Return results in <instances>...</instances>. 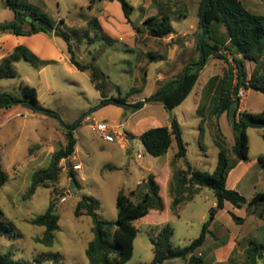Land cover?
<instances>
[{
  "label": "rangeland",
  "instance_id": "1",
  "mask_svg": "<svg viewBox=\"0 0 264 264\" xmlns=\"http://www.w3.org/2000/svg\"><path fill=\"white\" fill-rule=\"evenodd\" d=\"M128 1L133 6L130 22L143 30L137 49L132 45V40L117 42L111 47L104 40L90 43L89 39L95 33L90 38H83V33L87 30V24L83 26L84 21H89L93 16L91 0H21L23 9L46 15L54 27L73 38V50L80 62L87 64L96 58L98 66L108 75L111 96L126 98L130 104L145 98L146 103L136 112L124 110L121 120L123 125L119 127L124 134V140L122 143L117 141L124 148L118 143L106 142L86 121L87 117L103 107L100 93L91 82L89 73L76 69L70 61L53 62L41 71L39 67L43 60L26 47L36 58L38 66L26 60L19 61L16 64L18 76L0 80V94L22 96L23 85L34 87L39 102L45 108L56 112L59 118L30 112L7 116L13 110L20 111L24 108L23 104L0 108V152L3 169L9 175V180L0 187V208L4 213L0 216L1 254L12 252L16 260H33L40 256L42 264H55L53 259L47 260L45 256L52 251L60 254L61 264H90L86 249L94 238L93 220L88 215L75 216V208L81 196H93L100 202L97 213L101 219L115 220L118 215L116 200L119 192L123 190L128 194L134 191L132 200L140 202L147 191L146 183L151 174L156 176L159 183L165 210H151L148 215L133 222L138 231L134 239L133 256L126 264H150L153 261L151 237L156 236L163 226L169 224L173 228V246L184 248L200 236L204 223L210 220V210L216 206V199L209 188H204L191 201L183 202L177 208L173 207V200L178 194L172 192L170 186V161L174 162L173 155L178 149L177 144L174 142L167 154L154 157L148 153L139 138L134 140L129 135L136 136L147 128L170 125L174 117L182 128L190 164L195 170L212 174L218 164L219 154L215 137L222 135L229 157L232 158L231 144L234 135L227 113L218 115L214 104L210 103L212 96L203 92V87L212 76L219 78L212 89L219 87L226 71L232 68L233 73H236L234 64L229 65L224 59L211 55L192 92L180 105L168 110L152 96L167 81L178 77L186 63L199 60L201 2ZM241 1L249 11L264 14V0ZM159 13L169 14L175 31L186 34L176 40H170L168 36L162 39L148 38L150 27H147L145 21ZM14 19V11L5 5L4 0H0V22ZM71 29L76 33H72ZM88 31L91 33L94 30L89 27ZM58 40L65 47L68 46L64 38L58 36ZM182 46H186L185 53L179 51ZM191 47L192 50H189ZM175 49V60H160L171 58ZM66 54L70 56L69 53ZM225 55L229 56L228 53ZM157 58L160 59L153 60ZM181 62L183 65H180ZM245 66L248 78L254 71L264 75V57L260 64L245 60ZM160 74H163L162 80L156 81ZM242 90L244 94L239 96L243 98L247 94L246 109L252 113L263 112L264 93L252 89L246 93L244 88L240 92ZM104 111L98 115L104 114ZM86 115L88 116L85 117ZM82 117L85 118L75 134L78 140L77 152L75 150L69 163L68 159L61 161L62 173L59 181L48 184V187H39L33 197H28L27 191L32 181L30 170L33 166L30 159L37 161L35 169L46 167L52 152L66 144L68 129L65 126L73 125ZM108 120L107 123H116L112 118ZM201 132L203 136L200 140ZM247 134L250 173L241 181L237 191L250 200L256 193L264 191V166L258 161V157L264 155V131L249 128ZM129 139L134 140L132 145ZM73 164H81L82 168L74 170ZM175 165L178 167L179 164ZM171 167L175 173V166L172 164ZM183 167L186 169L185 163ZM71 172L75 173L76 190L71 189ZM236 175H231L229 183L236 179ZM51 204L56 205L59 230L54 232L53 242L47 244L42 241L46 228L34 225L32 220L45 213ZM235 211L239 217L244 218L242 223L232 220L228 210L223 209L219 211L218 221L210 226L212 232L207 235V241L195 252L196 256L205 261L204 264H252L247 247L251 243L253 246L264 245V205L252 208L244 205ZM228 218L233 221L230 228L223 225ZM3 226H8L11 231ZM233 236L237 243L234 251L230 252L227 244ZM261 257L258 262L264 264V251ZM188 260L189 258L168 260L165 264H188Z\"/></svg>",
  "mask_w": 264,
  "mask_h": 264
},
{
  "label": "trees",
  "instance_id": "2",
  "mask_svg": "<svg viewBox=\"0 0 264 264\" xmlns=\"http://www.w3.org/2000/svg\"><path fill=\"white\" fill-rule=\"evenodd\" d=\"M117 1L121 3L124 14L130 21L133 6L128 0ZM4 2L7 7L14 11L15 19L0 22V32H12L18 35L46 32L33 22V19L37 17H41L53 26L52 21L46 15L23 9L21 0H4ZM199 17V28L202 31L198 41L199 60L193 63H186L181 74L167 81L152 98L162 103L168 110H171L180 105L192 92L202 69L211 55L224 59L229 65L234 64L233 69L236 70V73H233L232 68L226 71L219 87L216 89L212 88H214L215 82L219 81V78L217 76L212 77L205 91L206 94L209 93L210 95L215 91V111H217L218 115L227 113L231 121L234 135L233 157H229L225 141L222 135L218 134L215 137V144L219 148L218 164L214 172L209 174L195 170L187 160V143L183 139L182 128L174 117L171 119V127H152L140 135L139 139L148 153L154 157L166 154L173 141H176L178 150L173 158V165L176 171L170 180L172 192L178 194L173 200L174 208L179 207L183 202L190 201L204 188L211 189L216 199V206L210 210V220L204 223L202 233L190 245L184 248H175L171 241L173 228L169 224L163 226L156 236H152L154 258L150 264H164L168 260L180 258L185 260L189 258L188 264H204L205 261L201 257L196 256L195 252L205 244L207 235L210 233V225L215 219L217 212L224 208L226 201L236 208H242L244 205L250 208L264 205V191L256 193L248 200L238 191L227 188L229 173L239 162L250 161L247 130L249 128H257L264 131V111L259 113L238 111L235 118L231 119L230 117L233 102H241L239 92L242 88L264 93V75L254 71L251 77L248 78L245 66V60L260 64L261 59L264 57V14H255L249 11L241 0H202ZM27 22L31 26L29 31H25L23 28V25ZM93 23H97L96 19L90 21V24ZM145 24L150 27V35L158 38H164L175 33L171 16L167 13H159L156 16L149 17ZM223 28L225 31H222ZM54 29L55 34L64 38L67 42L71 63L78 70L89 73L91 82L100 92L101 106L113 104L132 112L144 107L145 101L130 104L126 101V98L110 96L108 76L98 66L96 58L94 57L91 63H81L73 50L71 36L56 27ZM72 33H76V31L72 30ZM85 34H88V32L86 31ZM225 53H228L230 57L226 56ZM21 60L29 61L34 66H38L36 58L26 47L17 46L9 56L0 62V80L17 77L16 63ZM198 63L201 65L195 66ZM22 90V96L1 93L0 108L25 104L35 113L59 118L56 112L45 108L39 102L37 91L34 87L23 85ZM197 111H199V108ZM85 117L75 122L73 126L71 124L65 126L68 129L65 146L52 154L47 167L40 168L32 174L31 185L27 191L28 197H33L39 187H48V184H54L59 181L62 173L60 163L63 159H69L75 153L77 139L74 131ZM202 136L201 132L200 140ZM129 137L131 139L136 138L134 135H129ZM181 160L184 161L186 169L182 166L176 167L175 163L178 164ZM258 161L264 166V155H260ZM70 177L76 180L75 173L71 172ZM8 180L9 175L3 170L0 161V187L6 184ZM146 187L147 191L142 195L141 201L138 203L131 198L135 194L134 191L128 194L123 190L119 192L116 200L118 215L115 220L101 219L97 213L100 208V202L93 196H82L76 205L75 216L88 215L93 220L94 238L89 242L86 249L90 264H126L132 258L134 239L138 231L133 226V222L145 217L151 210L157 212L165 210V203L160 195V186L154 174L149 176ZM55 206V204H51L45 213L32 220L34 225L46 228L42 241L47 244L53 242L54 232L59 230V216L56 213ZM3 214V210L0 208V216ZM231 216L239 224L244 221V218L234 213H231ZM3 228L11 231L8 226H3ZM263 251L264 245L262 244L248 249L247 254L252 264H258V259L262 258ZM45 256L47 260L53 259L55 264L62 263L58 252L51 251ZM0 264H42V260L40 256L35 257L33 260H16L13 258L12 252H7L5 254L0 253Z\"/></svg>",
  "mask_w": 264,
  "mask_h": 264
},
{
  "label": "crops",
  "instance_id": "3",
  "mask_svg": "<svg viewBox=\"0 0 264 264\" xmlns=\"http://www.w3.org/2000/svg\"><path fill=\"white\" fill-rule=\"evenodd\" d=\"M201 1L202 0H200V2ZM90 8L92 9L91 12H92V15L93 16L90 17V20L89 21H84V25L83 26H85V24H87V30L86 31L88 32V34H85V32H86L85 31L83 33V38L84 37H87L88 38V36L90 38V36H92V33H95V36L94 37H91L89 39L90 40L89 41L90 43L93 44L96 41H102V40H104L111 47H113L114 44L117 43V42H126L128 40H132V45L137 49V46H138V43H139L138 41H140V39H139L140 38V34L143 32V30L141 28H138V27L136 28V26H134L126 18L125 14H124V11L122 9V5H121V3L119 1H117V0H115V1H109V0H91ZM93 19H96V21H97L96 24H94V23L93 24H90V21L93 20ZM89 27L92 28L94 31L91 32V33H89V31H88V28ZM23 28H24L25 31H29L31 29V26L27 22V23H25L23 25ZM71 30H74V29H71ZM49 34L50 33H48V32H37V33L26 34V35H16V34H14L12 32H0V62L4 58H6L7 56H9L17 46L27 47L28 49L34 51V53H36V55H38L43 60L42 61L43 64L39 67L41 71L43 69H45L46 66L50 65L53 62L59 63V62H62V61H70V56H68V54H66V52L68 53V49H67L68 46L65 47L63 44L60 43V41L58 40V36L55 34V32L52 33L51 35H49ZM185 34L186 33H183L181 31H175V33L169 35L168 38L170 40H176V38H180V37L184 36ZM147 36H148V38H150V37L151 38L152 37L158 38V37H155V36L150 35V33ZM72 39L73 38H71V40ZM160 39H162V38H160ZM175 46L177 47V45H175ZM185 49H186V46L179 47V51L180 52H183L184 51V53H185ZM176 50L177 49L174 50V54H173V56L171 58H168V59H160V58H157V59H153V60L160 59L161 61H164V62H172L173 60L176 59V56H177ZM189 50H192V47ZM148 57H152V56L148 55ZM70 63H71V61H70ZM84 64H86V63H84ZM180 65H183V62H181ZM200 75H201V73H200ZM162 76H163V74H160L158 76V78H156V81L162 80ZM89 77H90V75H89ZM212 77L208 80V82L206 83V85L203 87V92L206 91V86L210 82V80L212 79ZM198 80H199V78H198ZM248 91L249 90H247L246 93ZM203 92H202V95H203ZM211 96L212 97L210 99V103H213L214 104L215 91L212 92ZM246 96H247V94H246ZM245 97L241 98L239 112L248 111L246 109L248 102L246 101V98ZM100 100H101V96H100ZM201 100H202V98H201ZM142 101H145V98H142ZM18 105H20V104H18ZM23 106H24V108H22L20 111L16 112L15 110H13L10 113H8L7 116L8 117H11V116H15V115L24 114V113L28 114L29 112L30 113H35L27 105L23 104ZM162 106H164V105H162ZM104 110H106V111H104ZM101 111H104V114H100V116H99L98 113L101 112ZM124 114H125V112H124V108L123 107H120L118 105L110 104V105L103 106L101 109H99L96 112H94L93 114H91V116H89V117L86 118V121L89 118H91V117H95L98 120H102V121H106V122L109 121L108 120L109 118H112V120L116 121V123H109V124L120 127V126L123 125V123L121 122V120H122V117H123ZM167 126L168 127H171V124L170 125H167ZM147 129H145V130H147ZM142 133L136 134V137L139 138ZM75 134H76V130L74 131V135ZM75 137H76V135H75ZM129 140H131V139H129ZM134 140H133V143H134ZM122 142H119V143H122ZM174 142L176 143V141H173V143ZM115 143H118V142H115ZM0 144H1V141H0ZM132 144L130 143V145H132ZM233 144H234V139H233V142H232L231 145L233 146ZM77 145H78V140H77ZM119 145H121L123 147L122 144H119ZM77 149L78 148L76 146V152H77ZM177 150L174 152L173 158H174ZM54 152H52V154ZM51 156H50V159H51ZM72 158H69L67 160V163H69V161ZM50 159H49V162H50ZM0 161H1V164H2L1 152H0ZM30 162L32 163L31 165H33V166H31L30 172L33 174L36 170H38V169H35V167L37 166V161H33V159L31 158L30 159ZM49 162H48V164H49ZM182 162L183 163H180L179 162L178 163L179 164L178 166H180V167L182 166L183 167L184 166V161H182ZM172 164H173V162L170 161V168H171V173H172L170 176L173 175L172 167H171ZM2 168H3V165H2ZM42 168H45V167H42ZM234 173L237 174L236 175V179L232 183H229L230 177ZM249 173H250V162L249 161L248 162H244V161L239 162L237 164V166L228 175L227 188L233 189V190H236L237 191L238 190V187H239V185L241 183V181H244V179L246 177H248ZM170 179H171V177H170ZM186 202H189V201H186ZM223 209L228 210V213L230 215H231V213H234V214L237 215V213H236L235 210L236 209H239V208L234 207L230 202L226 201L225 202V206H224ZM223 209H221V210H223ZM218 214H219V211L217 212V214L215 216V219L212 221L211 225L213 223H215L216 221H218ZM232 220H233V218H232ZM232 220L230 218H228L227 219V222L226 223H223V225L226 228L227 227L228 228L232 227L233 226V221ZM211 232L212 231L210 230V233ZM206 241H207V238H206ZM236 243H237V241L235 239V236H233L232 238H230V240H229V242L227 244L229 246L230 252L234 251V249L236 248ZM252 246H253V244L251 243L247 247V250L246 251L248 252V249L250 247H252ZM259 259H261V258H259ZM258 264H259V262H258Z\"/></svg>",
  "mask_w": 264,
  "mask_h": 264
},
{
  "label": "built area",
  "instance_id": "4",
  "mask_svg": "<svg viewBox=\"0 0 264 264\" xmlns=\"http://www.w3.org/2000/svg\"><path fill=\"white\" fill-rule=\"evenodd\" d=\"M242 90L239 95H243ZM89 127L99 135L104 141L109 143L122 142L124 140V134L121 132L119 126H114L106 121L98 120L95 117H91L88 120ZM2 130V125H0V132ZM81 164H73L74 170L81 169Z\"/></svg>",
  "mask_w": 264,
  "mask_h": 264
},
{
  "label": "water",
  "instance_id": "5",
  "mask_svg": "<svg viewBox=\"0 0 264 264\" xmlns=\"http://www.w3.org/2000/svg\"><path fill=\"white\" fill-rule=\"evenodd\" d=\"M33 22L36 23V24H38L40 27H42L48 33H54L55 32L54 27L50 23H48L46 20L42 19L41 17L34 18L33 19ZM199 65H201V64L200 63L195 64V66H199ZM187 68H188V66L186 67V71H187ZM239 106H240L239 101H234L233 102V104L231 106V111H230V117H231V119L232 118H235L237 116V112H238ZM130 143L132 144L133 143V140H130ZM76 188H77V182H76L75 179H72V181H71V189L72 190H76Z\"/></svg>",
  "mask_w": 264,
  "mask_h": 264
}]
</instances>
